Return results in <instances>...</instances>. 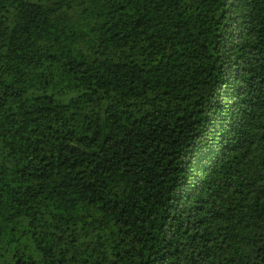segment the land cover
I'll use <instances>...</instances> for the list:
<instances>
[{
	"label": "trees",
	"instance_id": "obj_1",
	"mask_svg": "<svg viewBox=\"0 0 264 264\" xmlns=\"http://www.w3.org/2000/svg\"><path fill=\"white\" fill-rule=\"evenodd\" d=\"M0 264H264V0H0Z\"/></svg>",
	"mask_w": 264,
	"mask_h": 264
}]
</instances>
